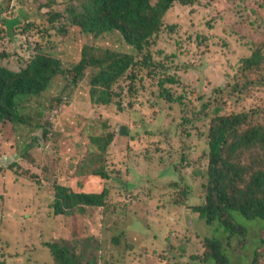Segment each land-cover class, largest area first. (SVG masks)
Returning a JSON list of instances; mask_svg holds the SVG:
<instances>
[{"label":"rangeland","instance_id":"1","mask_svg":"<svg viewBox=\"0 0 264 264\" xmlns=\"http://www.w3.org/2000/svg\"><path fill=\"white\" fill-rule=\"evenodd\" d=\"M197 2L178 3L152 47L140 55L117 31L85 34L74 26L69 11L82 0H0V66L18 71L38 54L61 64L48 91L25 105L27 125L0 124V264H25L28 247L50 242L81 248L86 240L94 243L93 264H199L207 237L222 239L232 264H250L259 246L264 255L260 221L236 213L248 227L250 243L242 248L226 227L207 223L192 209L206 195L211 110L247 112L264 126L256 113L264 100V0ZM86 46L102 57L110 51L141 61L151 52L157 63L166 61L159 71L179 79L166 86L179 103L161 96L158 79L145 78L133 90L129 83L117 84L111 104L100 105L90 96L93 68L63 93L59 85L70 83L65 74L80 62ZM258 46L261 68L239 77L231 93L227 85L234 86L243 61ZM59 97L55 116L44 110ZM95 171L109 178L102 180ZM57 185L90 193L105 185L110 197L104 207L56 216L49 206ZM116 237L124 240L118 248ZM29 252H37L34 259L41 264H54L49 249Z\"/></svg>","mask_w":264,"mask_h":264},{"label":"trees","instance_id":"2","mask_svg":"<svg viewBox=\"0 0 264 264\" xmlns=\"http://www.w3.org/2000/svg\"><path fill=\"white\" fill-rule=\"evenodd\" d=\"M193 2L196 3L197 0H157L155 3L151 0H82L81 7L69 12L71 23L80 27L83 33L100 35L117 31L129 46L142 55L146 49L152 47L156 35L160 34L166 24L165 19L171 13L172 7L177 3L187 6ZM3 23L1 22V30L7 31ZM91 51V47H84L80 62L65 74L70 83L59 85L63 80L56 82L63 93L70 86L76 85L87 69L93 68L97 72L90 79V96L100 105L111 104L114 97L111 91L117 84L129 83L130 90H133L137 82H142L145 78L158 79L161 96L168 101L179 103L166 87L169 81L177 83L179 79L176 76L170 77L167 73L161 74L159 70L166 68V61L157 63L151 52L143 55L141 61H134L129 55L105 51L102 57L92 55ZM261 52L262 48L258 46L253 54L243 61V66L235 77L234 86L227 85V88H231V93L236 90L235 86H239V77L261 68ZM18 68V71H14L0 66V124L10 122L14 125H27L30 109L25 105L48 91L61 64L56 58L38 54L29 61L25 60L24 66L19 65ZM139 74L141 77L137 80ZM61 101L62 97L57 98L44 110L49 109L55 116L58 111L56 104ZM262 102L261 107L256 109L259 118H264V100ZM211 112L213 115L209 121L210 127L204 148L207 155L204 185L206 195L203 203L192 209L203 214L207 223L218 221L231 233L229 237L238 238L237 243L245 248L250 243L245 236L248 227L237 221L236 213L248 220L260 221L264 225V126L257 124L247 112L231 111L221 114L218 109H212ZM196 115L200 116L201 113ZM14 125H11L13 130ZM47 125L48 123L43 129H46ZM186 134L190 136L188 132ZM92 140L100 141L98 137ZM111 142L110 135L106 146L103 147L104 151ZM9 144L7 141L6 149ZM196 145L201 147L198 143ZM180 153L185 157V151ZM251 154L257 155L258 160ZM182 155V160L186 162ZM8 161V157L1 160L3 164ZM197 163L201 165L200 160ZM93 174L102 180L109 178L105 172L95 171ZM109 191L110 188L105 185L94 193L76 192L57 185L53 204L49 208L53 209L56 216L84 213L91 207H104L110 197ZM15 215L21 217L16 213ZM114 240L115 244L124 243V240L120 241L117 237ZM44 246L28 247L25 264L42 263L34 259L37 252H29L37 248L49 249L53 261L55 260L54 264H93L91 250L94 243L90 241H84L81 248L74 244L71 248L65 243L50 242ZM203 247L205 259H199V264H232L228 257L230 253L222 239L204 238ZM259 248L260 246L255 249L250 264H264V255L260 253ZM159 254L166 257L164 253Z\"/></svg>","mask_w":264,"mask_h":264},{"label":"clouds","instance_id":"3","mask_svg":"<svg viewBox=\"0 0 264 264\" xmlns=\"http://www.w3.org/2000/svg\"><path fill=\"white\" fill-rule=\"evenodd\" d=\"M197 3V2H196ZM178 4V3H177ZM177 4H175L173 7H172V10L173 9H175V11H174V15L176 14V7H177ZM180 4V3H179ZM195 4V3H194ZM172 12V11H171ZM171 14V13H170ZM170 14H168V15H170ZM167 15V16H168ZM166 20V19H165ZM166 22V21H165ZM123 243H120V244H116V245H118V246H120V245H122Z\"/></svg>","mask_w":264,"mask_h":264},{"label":"crops","instance_id":"4","mask_svg":"<svg viewBox=\"0 0 264 264\" xmlns=\"http://www.w3.org/2000/svg\"><path fill=\"white\" fill-rule=\"evenodd\" d=\"M115 248H118V245H115ZM20 263H21V261H20ZM123 264V263H122Z\"/></svg>","mask_w":264,"mask_h":264}]
</instances>
